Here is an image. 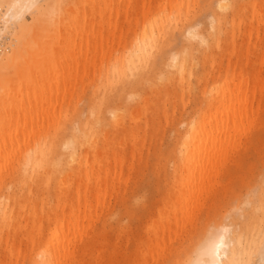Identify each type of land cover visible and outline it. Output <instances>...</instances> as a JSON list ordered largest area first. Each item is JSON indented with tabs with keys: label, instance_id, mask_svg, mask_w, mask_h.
Segmentation results:
<instances>
[{
	"label": "bare ground",
	"instance_id": "bare-ground-1",
	"mask_svg": "<svg viewBox=\"0 0 264 264\" xmlns=\"http://www.w3.org/2000/svg\"><path fill=\"white\" fill-rule=\"evenodd\" d=\"M215 1L219 11L204 30L190 18L195 0L144 2L139 13L127 0L124 22L132 27L125 29L111 20L122 0H0V264H81V251L93 247L84 240L88 226L124 189L135 152L150 143L148 131L131 124L147 128L159 110L173 128L174 177L147 226L151 241L139 245L153 258L166 233L183 239L192 199L211 182L247 104L264 91L260 69L244 72L229 57L234 45L221 53L229 18L243 10L237 30L250 25L244 52L255 50L264 0ZM179 20L181 40L166 39ZM195 79L202 104L177 118L170 98L193 91ZM243 216L241 225L216 226L194 250L193 239L182 242V253L193 250L185 264H252L264 254V188ZM97 258H104L99 247Z\"/></svg>",
	"mask_w": 264,
	"mask_h": 264
},
{
	"label": "rangeland",
	"instance_id": "rangeland-1",
	"mask_svg": "<svg viewBox=\"0 0 264 264\" xmlns=\"http://www.w3.org/2000/svg\"><path fill=\"white\" fill-rule=\"evenodd\" d=\"M122 1L124 4L121 12L118 16L113 15L111 20L112 22L119 21L122 28L125 29L128 25L132 27V24L124 22L123 10L127 0ZM156 1L134 0L135 13H139L144 2L145 4L146 2L155 4ZM91 10L92 7L87 6L86 11ZM190 11L192 22L196 23L199 28L207 30L210 14L219 10L215 0H195L194 6H190ZM247 12L246 10L238 11L237 14H233L229 18L230 23L226 27L221 53L234 45V53L229 57L234 60L237 67L244 72L253 71L254 73L260 69L261 78L264 80V24H259L258 34L252 40V43L256 42L255 50L249 55L244 52V43L245 30L249 29L250 25L243 23L241 29L239 25V30H237L240 17L245 20ZM30 19L31 17L28 16L27 21L32 22L33 19L31 21ZM96 26L98 27V25ZM40 29L36 30L37 35L41 32ZM183 33V24L179 20L166 39L173 36L177 41L181 40ZM8 39H5L6 44ZM233 40H235L234 44ZM2 43L4 44L5 41ZM215 55L217 62H220L219 49L216 50ZM205 65L207 71L215 70L212 68L211 62H206ZM222 65H228L226 56L222 59ZM195 85L196 88L193 91L178 98H170L176 104L175 116L177 118L190 113L196 109L197 105L202 104L201 83L195 79ZM18 95L20 96V94ZM151 96L155 106L161 103L156 94ZM83 105L84 100L78 106L83 108ZM246 109L247 117L243 120L239 133L232 138L224 156L221 157L211 182L206 185L205 190L197 198L192 199L191 220L183 239L173 235V232L166 233L160 239L161 249L153 258L149 256L147 248L139 245V242L143 238L151 241L152 234L148 231L147 226L151 219H158V210L166 200V189L168 184L173 181V160L175 159L173 128L171 124L165 123L161 110L157 111L154 121L152 120L151 125H148L147 128L143 122L132 123V128L137 127L141 131L140 133L148 131L146 137L150 143L146 142L140 151L135 152V166L127 171L129 175L124 189L110 198L103 213L98 214L93 223L88 226L90 229L87 234L90 236L85 235L84 240L93 247L91 250L83 249L81 251V264H105V260L111 264H185L194 248L216 226L234 225L236 222L241 225L245 219L243 215L246 214L252 201L264 188V91H260L258 99L248 103ZM146 110L147 108L144 107V111ZM172 115L170 110L169 119ZM114 131L121 134L119 128H115ZM130 144L129 141L126 142L124 149L128 162L133 159L130 149H128ZM86 224L88 223L85 222V226ZM190 233H192L191 236ZM192 239L195 243L193 250L182 253L183 245L181 243H188ZM116 242H118V249L114 253L113 247ZM98 247L104 255L103 259L97 258ZM138 250L144 254L141 263H136ZM17 264H29V262L24 258ZM252 264H264V254L256 253Z\"/></svg>",
	"mask_w": 264,
	"mask_h": 264
}]
</instances>
